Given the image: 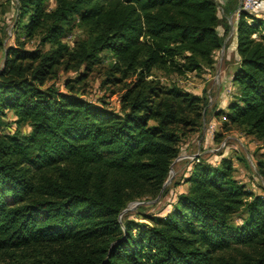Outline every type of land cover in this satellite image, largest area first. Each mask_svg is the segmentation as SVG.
I'll return each instance as SVG.
<instances>
[{
	"label": "trees",
	"instance_id": "obj_1",
	"mask_svg": "<svg viewBox=\"0 0 264 264\" xmlns=\"http://www.w3.org/2000/svg\"><path fill=\"white\" fill-rule=\"evenodd\" d=\"M49 1L15 0L14 31L37 38L35 48L4 47L0 26V127L15 117L14 132H0V264H264V191L247 189L226 158L214 166L195 156L172 181L187 188L165 214L138 206L148 222L120 218L168 192L180 144L200 131L208 104L205 91L165 84L153 70L211 69L219 26L234 28L238 56L231 99L212 113L223 119L219 133L235 128L264 143L263 21L240 11L231 27L238 0L224 1L222 18L216 0ZM75 25L86 38L69 46L62 38ZM107 55L102 83L117 110L84 98L72 80L66 91L48 82L59 68H82L74 82L84 85Z\"/></svg>",
	"mask_w": 264,
	"mask_h": 264
},
{
	"label": "rangeland",
	"instance_id": "obj_2",
	"mask_svg": "<svg viewBox=\"0 0 264 264\" xmlns=\"http://www.w3.org/2000/svg\"><path fill=\"white\" fill-rule=\"evenodd\" d=\"M46 5L47 9H50L54 6V1L50 0ZM220 7L222 8V6ZM218 16L222 18L221 9L218 10ZM256 17L263 21L260 32L264 33V13L257 14ZM14 20L15 0H0V26L2 28V38H4V47L16 46L23 42L25 48H35L38 45V39L26 38L20 29L16 28L14 31ZM227 21L229 23V20ZM234 22L231 25H234ZM217 29L221 35H224V41L220 50L214 53L215 65L211 69L203 68L201 71L187 72L184 75H167L158 70H153V76L159 77L165 84L177 83L187 91L197 95H201L205 91L208 95V104L204 109L205 115L200 131L193 134V138L186 139L180 144L179 155L171 164V172L168 176L169 181L164 185V188L168 192L160 199L158 197L148 201L129 204L126 207L128 209L121 213L120 218L127 216L137 222H148L143 220L140 214H138V206L144 207L143 211L145 214L163 215L168 212L175 201L176 195L179 192H185L187 188V185L184 183H179L176 187L172 186V181L181 180V174L184 176L186 171V173H190V169L188 171L187 168L190 166L189 162L191 160L185 156H199L214 166L219 165L223 158L229 159L233 166V175L237 180L254 193L264 191V178L260 177L257 172V162H264V143L253 136L244 135L235 128L220 134V125L223 119L215 117V114H212L215 109L217 112L218 108H220L219 102L222 100V97L229 98L228 102L231 99L234 86L231 83L230 74L238 60L235 50L236 46L233 42L234 34H231L232 28L227 32L224 31L222 26H219ZM84 38H86V35L83 28L75 25L62 38V41L69 46H73L76 41ZM42 48L43 50H47L50 48V45L46 44ZM3 56V51L0 48V68L3 63ZM107 56L108 58L101 65L89 73L84 85L83 83L74 82L78 73L83 72L82 68L79 71H64L62 68H59L58 77L48 82H54L61 91H66L67 88L64 87V80H72L74 88H79L80 90L82 88L84 90V98L97 103L107 102L109 107L117 110L120 105L118 95L116 92L115 94L110 93L113 88L111 85H104L102 83L110 61V55ZM14 118L12 113L8 112L7 116L4 117V125L0 127L1 133L12 134L14 132ZM21 131L23 134H26L30 131V128L24 125L21 127ZM216 135L218 138H215ZM239 216H234L235 223L239 224L241 222Z\"/></svg>",
	"mask_w": 264,
	"mask_h": 264
},
{
	"label": "built area",
	"instance_id": "obj_3",
	"mask_svg": "<svg viewBox=\"0 0 264 264\" xmlns=\"http://www.w3.org/2000/svg\"><path fill=\"white\" fill-rule=\"evenodd\" d=\"M216 1L218 2V9L222 10L220 6L224 3L225 0H216ZM240 11H246L255 14L256 16L257 14H262L264 13V0H239L238 8L228 17L230 25L232 22L237 20ZM231 26L233 27V25ZM185 157L189 158L191 161L194 160L195 158L194 156L191 157L185 156Z\"/></svg>",
	"mask_w": 264,
	"mask_h": 264
},
{
	"label": "crops",
	"instance_id": "obj_4",
	"mask_svg": "<svg viewBox=\"0 0 264 264\" xmlns=\"http://www.w3.org/2000/svg\"><path fill=\"white\" fill-rule=\"evenodd\" d=\"M232 33L231 34H234V28L232 29V31H231ZM233 42H234V44H235V46H236V38H235V35H234V39H233ZM228 99L229 98H225V97H222V100H220V102H219V107H220V109L222 108V109H225V107L227 106V104H228ZM214 119V118H213ZM189 169H190V166L187 168V170L189 171ZM187 172V171H186ZM185 172V175L184 176H186L188 173H186ZM181 176H182V174H181ZM180 176V177H181Z\"/></svg>",
	"mask_w": 264,
	"mask_h": 264
},
{
	"label": "water",
	"instance_id": "obj_5",
	"mask_svg": "<svg viewBox=\"0 0 264 264\" xmlns=\"http://www.w3.org/2000/svg\"><path fill=\"white\" fill-rule=\"evenodd\" d=\"M170 172H171V170H170ZM168 181H169V179L166 180V182H168ZM166 182H165V184H166ZM165 184H164V185H165ZM157 198H158V197H157ZM127 209H128V208H125V209L123 210V212L126 211Z\"/></svg>",
	"mask_w": 264,
	"mask_h": 264
}]
</instances>
